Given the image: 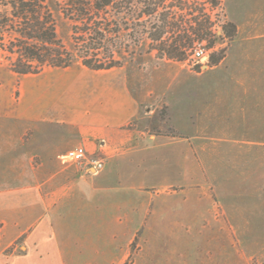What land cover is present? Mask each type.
<instances>
[{
	"label": "rangeland",
	"instance_id": "1",
	"mask_svg": "<svg viewBox=\"0 0 264 264\" xmlns=\"http://www.w3.org/2000/svg\"><path fill=\"white\" fill-rule=\"evenodd\" d=\"M166 1L184 5L171 8L179 21L189 22L196 6L204 9L215 23V34L197 42L212 45L210 55L222 59L216 65H211L210 55L195 64L190 53L183 61L161 59L156 50L148 52V32L124 31L125 39L139 38L143 45L123 66L141 102L138 122L147 138L140 140L145 143L154 134L160 146L139 157L145 215L148 205L150 212L122 264H263L264 0ZM124 20L138 21L130 12ZM58 22L59 34L70 46V22L61 14ZM228 22L236 27L232 36L223 33ZM0 65L11 70L1 53ZM24 75L17 74L16 98ZM32 134H25L16 147V159L26 168L42 159ZM7 174L1 170V176ZM3 239L0 222V246ZM19 242L5 250L14 251Z\"/></svg>",
	"mask_w": 264,
	"mask_h": 264
},
{
	"label": "crops",
	"instance_id": "2",
	"mask_svg": "<svg viewBox=\"0 0 264 264\" xmlns=\"http://www.w3.org/2000/svg\"><path fill=\"white\" fill-rule=\"evenodd\" d=\"M77 65L24 75L18 98L17 74L0 65V264H122L144 231L139 157L160 145L140 140L141 102L123 67ZM29 132L42 159L26 168L16 147ZM80 145L104 158L102 170L67 155Z\"/></svg>",
	"mask_w": 264,
	"mask_h": 264
},
{
	"label": "trees",
	"instance_id": "3",
	"mask_svg": "<svg viewBox=\"0 0 264 264\" xmlns=\"http://www.w3.org/2000/svg\"><path fill=\"white\" fill-rule=\"evenodd\" d=\"M174 4L166 0H0V53L17 74H36L46 67L66 68L76 63L96 70L123 67L143 46L139 38L125 39L124 31L131 28L132 32H148L149 53L156 50L158 58L183 61L197 41L215 34V23L197 6L189 22L176 20L171 8L185 7ZM161 7L166 9L154 20ZM127 12L138 21L125 22ZM58 14L70 22V46L59 34ZM143 16L148 19L140 21ZM235 30L234 23L223 25L227 36ZM168 31L179 33L165 37ZM221 59L210 55L211 65Z\"/></svg>",
	"mask_w": 264,
	"mask_h": 264
},
{
	"label": "built area",
	"instance_id": "4",
	"mask_svg": "<svg viewBox=\"0 0 264 264\" xmlns=\"http://www.w3.org/2000/svg\"><path fill=\"white\" fill-rule=\"evenodd\" d=\"M210 48L204 42H197L190 50V59L195 63L204 62L208 60L210 55ZM67 155L74 159L78 164L93 167L95 170L100 171L105 166L103 158H96L94 155L88 153L85 145H80L70 149Z\"/></svg>",
	"mask_w": 264,
	"mask_h": 264
}]
</instances>
